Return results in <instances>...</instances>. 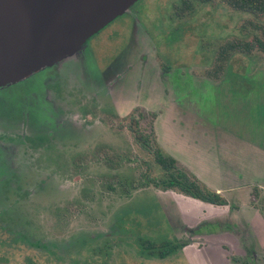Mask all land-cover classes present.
Wrapping results in <instances>:
<instances>
[{
	"label": "rangeland",
	"instance_id": "374dc122",
	"mask_svg": "<svg viewBox=\"0 0 264 264\" xmlns=\"http://www.w3.org/2000/svg\"><path fill=\"white\" fill-rule=\"evenodd\" d=\"M263 31L264 17L221 0H137L71 56L32 75L24 90L5 85L0 172L16 175L0 188V262L88 259L78 239L111 231L128 212L108 264H264L257 209L264 207V52L235 48L263 39ZM45 79L49 150L25 142L35 127L4 110L6 102L12 109L25 104L17 90L34 104ZM131 113L146 131L152 127L165 153L211 189L227 190L229 205L221 210L152 185L126 192L129 183L118 182L124 176L161 174L133 139ZM129 218L140 221L141 234L162 232L184 247L166 259L140 257Z\"/></svg>",
	"mask_w": 264,
	"mask_h": 264
},
{
	"label": "trees",
	"instance_id": "16d2710c",
	"mask_svg": "<svg viewBox=\"0 0 264 264\" xmlns=\"http://www.w3.org/2000/svg\"><path fill=\"white\" fill-rule=\"evenodd\" d=\"M221 1L225 2L230 7L236 10L248 12L257 17H264V0ZM235 46L237 52L245 54H250L253 50L256 49L264 52V38L261 39L259 37H255L252 41H239ZM25 81L26 80L15 83L16 87H23L24 90L26 84ZM3 91L4 89L1 92ZM17 92L19 93V95H21V99L18 102L26 101L24 103L28 105L30 110L27 118L29 120V123L35 127L34 133L24 137L25 142L29 143L31 146L38 147L39 145H42L48 150L51 149V133L49 130L44 131L43 127L44 125H51L53 119L46 115H43L42 112H38L40 110V107L37 100H34V104L32 102L29 103L27 93H25L24 91L21 92L20 90H17ZM20 107L18 106L17 110H19L20 114L23 116L25 111H22ZM82 110L84 113L87 112L86 109ZM127 126L133 135L134 141L143 149L144 152L150 155L153 163L159 167L161 174L158 176H151L146 171L144 173H141L138 180H134L130 175L124 176V178L122 180L119 179L118 182L121 185L129 183V187L128 189H126V192H128L130 188H134L137 186L146 187L152 185L155 188L161 189L163 191L173 190L184 196H188L214 206H223L229 204L227 198L221 192H217L216 190L208 187L186 167L181 165L175 157L165 153L158 146L152 127H150V131H146L145 129H143L140 126L139 118L136 117L134 113H131L128 116ZM1 159L3 160V158ZM5 163V161H2V163L0 162V164L3 166H6ZM5 170L6 169L4 167L0 172V188L3 190L8 188L9 183L15 178L16 175V173L12 172L8 177V173H5L4 177L2 178V174L5 172ZM109 188L113 189V186L109 185ZM257 209L264 217V207H257ZM128 215V212L124 213L123 217L121 216L116 221L115 227L109 232L99 231L94 234L87 233L82 235L78 239L77 244L79 245V247H82L84 250L90 252V257L83 260H79V258L74 257L72 258L70 264H108V258L111 256L112 249L114 245L118 244L114 241V237L118 234L117 232H119L120 228H122L123 230L125 229V219H128ZM3 216L4 212L1 211L0 220L3 219ZM131 220L134 224V227L132 229L134 230L133 243L136 245V254L140 257H144V259H166L172 255L177 254L179 250H182L185 245V242L179 241L178 239H170L166 234L162 232H158L160 233L159 236L141 234L137 229L140 221L134 218ZM20 239L29 243V245L36 247V245H33L31 241L28 240L27 236L21 235ZM37 247L43 248L47 251L48 254L55 256L57 259H64L60 256L57 248L52 245L41 244V246ZM1 259L2 257H0V260ZM0 264L2 263L0 262ZM28 264L34 263L32 261H29Z\"/></svg>",
	"mask_w": 264,
	"mask_h": 264
},
{
	"label": "water",
	"instance_id": "95a60500",
	"mask_svg": "<svg viewBox=\"0 0 264 264\" xmlns=\"http://www.w3.org/2000/svg\"><path fill=\"white\" fill-rule=\"evenodd\" d=\"M137 0H0V87L71 56Z\"/></svg>",
	"mask_w": 264,
	"mask_h": 264
},
{
	"label": "flooded vegetation",
	"instance_id": "af4514ba",
	"mask_svg": "<svg viewBox=\"0 0 264 264\" xmlns=\"http://www.w3.org/2000/svg\"><path fill=\"white\" fill-rule=\"evenodd\" d=\"M53 65L54 64H52L51 66H48V67H44V68H42L41 70H42V72H45V69L46 68H49V67H53ZM32 75H38V71L37 72H34L33 74H31L30 76H28V77H26V78H24V79H22V80H20V81H18V82H15V83H19V82H21V81H24V80H28ZM37 77H39V76H37ZM43 77V76H42ZM41 79V78H40ZM42 79H44V78H42ZM47 79V78H46ZM46 79H45V81H44V83L42 84V85H40V88H37V89H35V93H34V95H35V97H36V100H37V98L39 97V102H38V104H39V107H40V110L38 111V112H42L43 110H45V108L47 107L48 108V105H49V107L51 108V106H50V104H48L47 103V100H46V98H45V96H44V92H45V88H46V85H45V82H46ZM32 80V79H31ZM14 83V84H15ZM26 83H28V82H26ZM8 85V84H7ZM4 87L5 86H2V87H0V92L4 89ZM38 101V100H37ZM25 105V106H24ZM23 106H19L20 107V109L22 110V111H25V113L23 114V116L20 114V113H16L15 112V109L17 110V108H18V106H16V103H15V106L13 105V109L10 107V105L8 104V102H6L5 104H4V110L7 112V115L9 116V117H13L14 119H20V120H22V122L24 121V122H26V123H28V124H30L29 123V120H28V118H27V116H28V114H29V107H28V105L27 104H24ZM19 111V110H18ZM43 114V113H42ZM44 115V114H43ZM31 125V124H30ZM32 126V125H31ZM25 136H28V135H25Z\"/></svg>",
	"mask_w": 264,
	"mask_h": 264
},
{
	"label": "crops",
	"instance_id": "0c3cea01",
	"mask_svg": "<svg viewBox=\"0 0 264 264\" xmlns=\"http://www.w3.org/2000/svg\"><path fill=\"white\" fill-rule=\"evenodd\" d=\"M170 155V154H169ZM172 156V155H171ZM196 174V173H195ZM197 176V175H196ZM216 189V191L217 192H221L226 198H227V200H228V202H230L229 201V198H228V196H227V190H225V189H222V188H215ZM186 197H188V196H186ZM189 198H191V197H189ZM193 199V198H192ZM194 200H196V199H194ZM199 201V200H198ZM201 202V201H200ZM202 203H204V202H202ZM207 204V203H206ZM211 205V204H210ZM229 205V204H228ZM212 206H214V205H212ZM226 206L227 205H223V206H215L216 208H220L221 210H224L225 208H226ZM263 238H264V236H263Z\"/></svg>",
	"mask_w": 264,
	"mask_h": 264
}]
</instances>
